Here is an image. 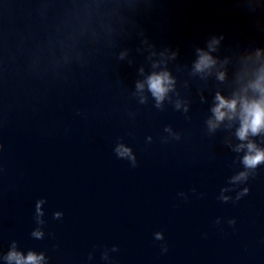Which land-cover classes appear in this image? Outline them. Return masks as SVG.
<instances>
[{
    "label": "water",
    "instance_id": "1",
    "mask_svg": "<svg viewBox=\"0 0 264 264\" xmlns=\"http://www.w3.org/2000/svg\"><path fill=\"white\" fill-rule=\"evenodd\" d=\"M261 76L264 0H0V264H264Z\"/></svg>",
    "mask_w": 264,
    "mask_h": 264
},
{
    "label": "clouds",
    "instance_id": "2",
    "mask_svg": "<svg viewBox=\"0 0 264 264\" xmlns=\"http://www.w3.org/2000/svg\"><path fill=\"white\" fill-rule=\"evenodd\" d=\"M212 63H214L212 58L207 54H203L196 68L197 70H203ZM171 83L169 74L166 72L153 74L149 78V87L158 100L163 99ZM253 88L259 93V97L256 99L241 97L239 99L227 100L218 95L217 106L213 109L215 121H210V125L214 128L217 126V123L223 121L225 118L233 119L238 116L240 119V128L237 130V136L240 140L244 141L250 135L255 136L264 132V76H261L255 82ZM238 105L239 110H237ZM240 147L243 148L245 145H241ZM246 147L248 154L244 157V164L247 167H255L259 163L264 162V149L257 148L251 142ZM7 259L9 261L15 260L17 264H41L43 256L29 253L27 258H23L20 254L13 251L8 255Z\"/></svg>",
    "mask_w": 264,
    "mask_h": 264
}]
</instances>
